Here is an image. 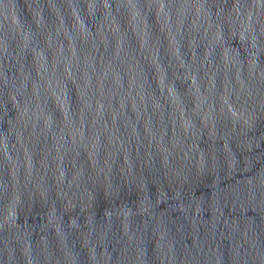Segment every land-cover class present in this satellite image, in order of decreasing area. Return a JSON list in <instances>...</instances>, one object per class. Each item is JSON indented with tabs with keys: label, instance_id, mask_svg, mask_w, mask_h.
<instances>
[{
	"label": "water",
	"instance_id": "95a60500",
	"mask_svg": "<svg viewBox=\"0 0 264 264\" xmlns=\"http://www.w3.org/2000/svg\"><path fill=\"white\" fill-rule=\"evenodd\" d=\"M0 264H264V0H0Z\"/></svg>",
	"mask_w": 264,
	"mask_h": 264
}]
</instances>
